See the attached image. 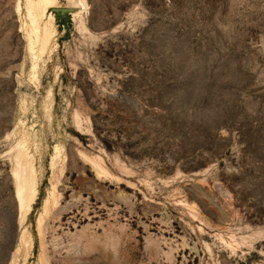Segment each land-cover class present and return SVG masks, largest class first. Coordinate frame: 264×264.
<instances>
[{"label": "rangeland", "instance_id": "374dc122", "mask_svg": "<svg viewBox=\"0 0 264 264\" xmlns=\"http://www.w3.org/2000/svg\"><path fill=\"white\" fill-rule=\"evenodd\" d=\"M30 10L0 0V264H264V0Z\"/></svg>", "mask_w": 264, "mask_h": 264}, {"label": "bare ground", "instance_id": "6f19581e", "mask_svg": "<svg viewBox=\"0 0 264 264\" xmlns=\"http://www.w3.org/2000/svg\"><path fill=\"white\" fill-rule=\"evenodd\" d=\"M72 1V0H71ZM58 0H28V3L31 6L30 13L33 16V22L37 23L38 12L41 16L45 15L49 8L56 6ZM77 7L78 3H75ZM83 4V3H82ZM85 4V3H84ZM53 17L49 16L48 22L46 23L44 29L40 32V29H36V38L39 43V52L41 54L45 53L46 49L49 47L50 42L56 31L53 26ZM50 25V26H49ZM49 26V27H48ZM33 49V48H32ZM58 159V148H56L55 154L52 157L51 169L54 170L56 167V161ZM13 178L17 183L16 192L18 195V209H19V218L23 220L32 208V204L37 196V188L32 176L28 175L26 171H13ZM32 184L30 195L27 185ZM41 223V219L39 220ZM101 248V246H100ZM109 256V254H108Z\"/></svg>", "mask_w": 264, "mask_h": 264}, {"label": "water", "instance_id": "95a60500", "mask_svg": "<svg viewBox=\"0 0 264 264\" xmlns=\"http://www.w3.org/2000/svg\"><path fill=\"white\" fill-rule=\"evenodd\" d=\"M57 12H59V13H61V14H63L64 16L67 14V12H68V10H56ZM15 198H16V200H17V203L19 202L18 201V195H17V192H16V188H15Z\"/></svg>", "mask_w": 264, "mask_h": 264}]
</instances>
